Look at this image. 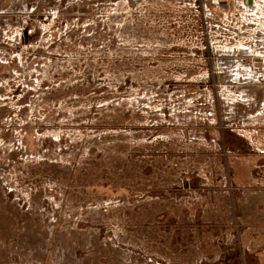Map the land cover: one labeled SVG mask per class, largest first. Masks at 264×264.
<instances>
[{
	"label": "rangeland",
	"instance_id": "374dc122",
	"mask_svg": "<svg viewBox=\"0 0 264 264\" xmlns=\"http://www.w3.org/2000/svg\"><path fill=\"white\" fill-rule=\"evenodd\" d=\"M186 1L0 0V264H264V12Z\"/></svg>",
	"mask_w": 264,
	"mask_h": 264
},
{
	"label": "built area",
	"instance_id": "2783aa9c",
	"mask_svg": "<svg viewBox=\"0 0 264 264\" xmlns=\"http://www.w3.org/2000/svg\"><path fill=\"white\" fill-rule=\"evenodd\" d=\"M178 1L181 2V0ZM186 2L189 9H191V7L193 8L195 7V9L197 10L205 9V12L208 16H211L213 14L218 15L219 20L221 22H222V18L220 16V13H226V12L229 13V20L230 22H233L234 25L232 26V28H233V32L236 34L242 33L249 26L256 25L252 20L257 18L259 15H261L264 12V0H251L250 3L248 2V0H200L199 3L197 0H188ZM178 5H179L178 7L182 6L181 4ZM211 10L214 11V13H212ZM245 18L251 20H244ZM254 44L255 43L252 42L251 45ZM230 46L225 45L222 48L228 50ZM247 47L248 46L245 45L243 48L237 49L236 52H239L240 50H245L247 49ZM231 50H233L232 47ZM249 55L255 56V54L253 53H249Z\"/></svg>",
	"mask_w": 264,
	"mask_h": 264
},
{
	"label": "water",
	"instance_id": "95a60500",
	"mask_svg": "<svg viewBox=\"0 0 264 264\" xmlns=\"http://www.w3.org/2000/svg\"><path fill=\"white\" fill-rule=\"evenodd\" d=\"M248 2L250 3V2H251V0H248Z\"/></svg>",
	"mask_w": 264,
	"mask_h": 264
},
{
	"label": "crops",
	"instance_id": "0c3cea01",
	"mask_svg": "<svg viewBox=\"0 0 264 264\" xmlns=\"http://www.w3.org/2000/svg\"><path fill=\"white\" fill-rule=\"evenodd\" d=\"M128 0H126V2H127ZM130 1H132V0H130Z\"/></svg>",
	"mask_w": 264,
	"mask_h": 264
}]
</instances>
